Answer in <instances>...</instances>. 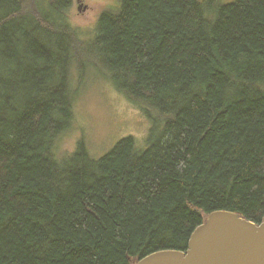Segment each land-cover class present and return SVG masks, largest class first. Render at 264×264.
Instances as JSON below:
<instances>
[{
  "label": "trees",
  "instance_id": "trees-1",
  "mask_svg": "<svg viewBox=\"0 0 264 264\" xmlns=\"http://www.w3.org/2000/svg\"><path fill=\"white\" fill-rule=\"evenodd\" d=\"M117 2L85 41L72 0H0V264H132L264 216V0ZM90 68L154 124L144 150L62 151Z\"/></svg>",
  "mask_w": 264,
  "mask_h": 264
},
{
  "label": "rangeland",
  "instance_id": "rangeland-1",
  "mask_svg": "<svg viewBox=\"0 0 264 264\" xmlns=\"http://www.w3.org/2000/svg\"><path fill=\"white\" fill-rule=\"evenodd\" d=\"M231 1L214 0L217 2L216 7ZM38 3L42 6L44 0H38ZM117 6V0H72L68 12L69 21L80 38L89 41L96 34L100 15L118 9ZM215 11L213 9L212 13ZM211 19H215V16ZM89 70L80 88L77 87L73 104L74 126L65 136L62 151L68 154L78 141H83L88 155L97 160L125 137H132L136 147L144 150L152 136L154 124L138 106L130 103L116 90L108 79L91 68ZM96 70L101 71L99 61ZM162 125L157 126L154 135L161 133Z\"/></svg>",
  "mask_w": 264,
  "mask_h": 264
},
{
  "label": "water",
  "instance_id": "water-1",
  "mask_svg": "<svg viewBox=\"0 0 264 264\" xmlns=\"http://www.w3.org/2000/svg\"><path fill=\"white\" fill-rule=\"evenodd\" d=\"M132 264H264V216L255 224L214 211L194 229L185 251H157Z\"/></svg>",
  "mask_w": 264,
  "mask_h": 264
}]
</instances>
